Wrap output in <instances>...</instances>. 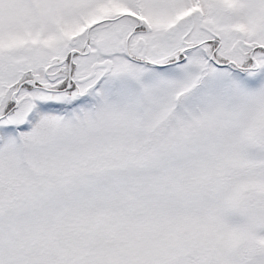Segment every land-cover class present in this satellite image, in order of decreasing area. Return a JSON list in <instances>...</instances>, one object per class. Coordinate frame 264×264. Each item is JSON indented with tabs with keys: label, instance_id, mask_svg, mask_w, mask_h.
Instances as JSON below:
<instances>
[{
	"label": "snow or ice",
	"instance_id": "1",
	"mask_svg": "<svg viewBox=\"0 0 264 264\" xmlns=\"http://www.w3.org/2000/svg\"><path fill=\"white\" fill-rule=\"evenodd\" d=\"M0 264H264V0H0Z\"/></svg>",
	"mask_w": 264,
	"mask_h": 264
}]
</instances>
